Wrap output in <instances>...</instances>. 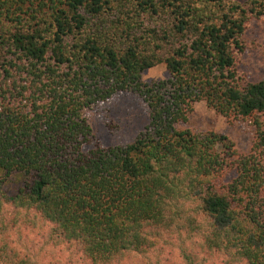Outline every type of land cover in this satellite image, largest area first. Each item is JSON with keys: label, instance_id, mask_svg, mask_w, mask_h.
<instances>
[{"label": "trees", "instance_id": "obj_1", "mask_svg": "<svg viewBox=\"0 0 264 264\" xmlns=\"http://www.w3.org/2000/svg\"><path fill=\"white\" fill-rule=\"evenodd\" d=\"M259 19L264 0H0V212L39 216L56 243L112 264L147 249L145 230L171 225L184 201L188 226L206 217L208 249L264 264V80L239 70ZM159 63L168 77L144 81ZM122 91L144 101L147 125L129 144L85 149V110ZM199 101L252 127L247 153L178 130ZM5 248V263L28 264Z\"/></svg>", "mask_w": 264, "mask_h": 264}, {"label": "rangeland", "instance_id": "obj_2", "mask_svg": "<svg viewBox=\"0 0 264 264\" xmlns=\"http://www.w3.org/2000/svg\"><path fill=\"white\" fill-rule=\"evenodd\" d=\"M233 1L246 4L250 0ZM243 42L245 50L240 57L239 70L251 82L264 80V20L251 21ZM166 77L168 72L163 63L142 73V79L146 82ZM84 114L94 136L92 143L85 145V149L93 147L95 143L101 147L129 144L148 123L146 104L141 97L130 91L118 92L86 109ZM177 128L224 134L242 153L249 151L253 140V130L247 122L238 120L228 123L204 101L196 102L188 120L178 124ZM15 187L9 185L4 189L12 193ZM184 203L169 206L171 210L167 214L176 217L171 225L149 226L145 230L147 249L139 253H125L112 264H232L224 253L204 245L203 231L197 227L207 229L206 217L195 214L197 222H194L193 228L180 219V212L186 207ZM196 205V202L191 203L194 208ZM18 211L8 205L0 212V247L5 246V250H9V258L18 254L28 264H91L86 261L79 246L68 247L66 243L55 242L57 239L52 234L49 221L32 213L22 214ZM18 255L15 259L19 258ZM0 264H8L2 260L1 255ZM236 264L245 262L239 261Z\"/></svg>", "mask_w": 264, "mask_h": 264}]
</instances>
